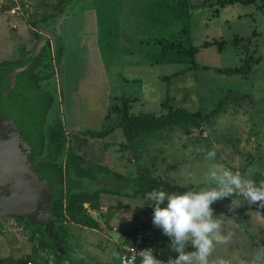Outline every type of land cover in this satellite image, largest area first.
<instances>
[{
    "label": "rangeland",
    "instance_id": "374dc122",
    "mask_svg": "<svg viewBox=\"0 0 264 264\" xmlns=\"http://www.w3.org/2000/svg\"><path fill=\"white\" fill-rule=\"evenodd\" d=\"M263 2L0 0V63L17 61L22 53L31 51L38 41L34 35L37 28L32 23L39 21L43 15L53 16L48 31H56L60 36L63 55L59 65H62V73L61 84H58L57 75L53 73V69L56 70L53 61V68L44 73L45 82L41 80V84L46 83L55 96L43 122V129L47 132L56 119L61 121L66 150L70 149L80 156L83 159L80 167L92 175L81 180L84 189L89 192L100 190L99 209L87 208L96 224L95 228L81 227L71 222L65 224L68 230L67 259L56 260L58 258L51 250L40 249L38 234L31 236L30 231L22 227V222L10 217L0 220V259L21 258L34 264L47 261L53 264H119L120 243L125 235L135 227H145L153 215V207L148 206L150 200L132 195L137 170L142 167L147 168L152 176L173 184L181 183V176L193 178L189 183L182 184L192 188L195 185L189 184H201L211 164L220 165V171L231 169L233 172L248 173L257 182L264 180ZM15 7L19 11L11 14L10 10ZM63 15L67 17L58 25ZM84 34L86 47L91 49L90 54L93 55L86 54L82 68L87 77L86 81L79 84L78 77H75L78 72L73 52H79L76 40ZM234 39L238 42L235 43ZM169 41H179L182 46L198 48L195 61L212 67L195 71V87L201 98L200 103L204 102V105L199 106L200 111H210L226 97L224 112L214 117L210 125L193 127L191 134L174 129L143 136L135 149L128 148L131 146L125 142L119 129L99 139L82 135L76 128L83 129L86 122H79L78 115V121L74 122V112L70 111L79 104L76 111L80 117L84 115L86 109L82 108L86 107V90L93 93V105L99 109L100 117L103 114L106 116L101 125L93 130H105L117 123L113 106L120 107L123 98H142L141 82L145 80L150 91L155 75L162 79L180 73L189 66L186 61L167 62L174 53L166 45ZM205 41L224 44L221 50H218V43L208 49L199 47ZM131 54L132 57L129 56ZM250 60L252 64L247 75H227L214 70L239 68ZM152 61L161 63L155 67L152 65L148 73L125 69L130 63L144 65ZM202 79L205 84L203 87L207 89L203 92L198 89ZM77 83L79 93L73 99L70 95L71 85ZM163 85L165 87L164 82ZM243 96L246 98H239ZM236 98L240 100L233 101ZM137 103V106L133 105V113L159 114L161 110L159 103L154 105L152 111L141 106L143 101ZM97 118L98 114L94 112L92 119L97 121ZM190 148L192 151L189 154ZM212 150L216 152L215 159L206 160V152ZM71 176L76 179L72 171ZM253 220H256V215H253ZM255 226L256 229H250L256 230L254 236L258 237L259 223ZM148 230L168 252L178 254L170 249V239L163 235L161 229L153 225L152 230ZM186 251L194 249L189 246ZM215 255L219 256L217 249Z\"/></svg>",
    "mask_w": 264,
    "mask_h": 264
},
{
    "label": "trees",
    "instance_id": "16d2710c",
    "mask_svg": "<svg viewBox=\"0 0 264 264\" xmlns=\"http://www.w3.org/2000/svg\"><path fill=\"white\" fill-rule=\"evenodd\" d=\"M254 0H219L221 4H232V3H240V4H249ZM264 7V2L262 4ZM52 15H43L39 18V21H34L32 25L37 28V32H34V35L36 38L39 39V32L41 30H48L47 27L50 26L49 23H51ZM50 19V22L48 20ZM39 28V29H38ZM39 31V32H38ZM53 33V32H52ZM55 35V34H54ZM60 36L55 35L54 36V57L51 56L52 51V44L49 43L47 40L45 42V45L42 47V51L44 52V57L48 61L46 64L53 68V61L56 65H59L62 55H63V49L61 47V43H59ZM234 42L237 43L238 40L234 39ZM218 43V50H221L224 42L219 41H205L203 42L199 47L201 48H208L212 45H215ZM168 49L173 50L174 53H172L168 57V61L174 62V61H186L189 66L182 72H176L172 75L164 76L162 77L161 81L164 82L165 87V94L163 99L159 102L160 112L159 114H156L155 112L150 113H144V114H133L130 111V103L133 101L129 98H123L120 103V107L113 106L112 111L115 112V118L117 123L115 125H112L105 130H85L81 132L82 135L89 136L91 138H104L109 133H112L115 129H119L125 142L130 145L128 148H132V145L134 144V141L136 139H141L143 136H148L150 134H155L156 132H159L160 130H169L172 131L174 129H180L185 134H191L192 128H197L200 126V124H206L210 125L212 122V119L214 117H217L222 111H223V104L226 101L224 98V101L221 100L217 103V105L211 109L208 112H202V111H195L190 112L189 110L181 107H175L171 103V97H170V80L171 78L183 74L187 70H196L198 68L200 69H212V67L206 66V65H198L195 61V55L198 52V48L194 47L192 45L185 47L182 46L179 41H169L167 43ZM24 53L21 54V56L17 59V61L13 62H1L0 63V70L6 69L10 67L13 64H19L21 62V57ZM41 60L35 61L34 66H31L30 69L36 70L39 72L42 71L44 68L43 65H41ZM245 61V64H243L239 68L235 69H214L218 73H225L227 75H247L250 71L251 63ZM158 63H161L159 61H152L150 62V65H157ZM24 74H28V76L34 80L36 89L40 92H43L48 97V104L45 113L43 114L42 121H41V135H42V146L41 151L33 157L32 163L34 165L41 163L37 161H42L45 164H50L53 166H56L58 169L61 178L63 177V172L68 173V177L71 179V181L76 184L78 182V187L71 188L69 190H65L60 198L51 203L50 205V214L51 218L55 224L56 233L58 235V238L61 242V248L59 250L54 249L51 243L48 241L47 236L44 233V230L42 227L39 226H33L31 225L25 218L18 217V218H12L14 220H17L19 222H22V227L24 229H28L31 233V236L38 234V246L42 250L49 249L53 253H55L56 257L58 259H67L69 254V249L67 247L66 242V236L68 233V230L65 226L67 222L74 223L81 227H88V228H95L96 224L93 222L92 218L89 215V212L87 211V208L90 210H97L99 209V191H93L89 192L84 189L83 181H81L85 177H92V175L86 171V169L80 167V163L83 161V159L74 154L70 149L66 150V140H65V133L63 131L61 121L59 119H56L54 123L48 128V131L45 132L43 129V122L47 116V114L50 112L53 101L55 99V96L52 95L49 86L46 85V83L41 84L40 86L37 85L38 79L33 78L29 75L28 72H24ZM42 80L45 82V80L42 78ZM47 88V89H45ZM239 98H246V96L239 97ZM239 98H236L233 101L240 100ZM227 99V98H226ZM106 118V116H105ZM200 128V127H199ZM135 149V148H134ZM46 151V153H45ZM64 164L65 169H61L62 165ZM72 174L76 177L74 179ZM138 176L135 179L134 185L135 190L132 195H139L142 198H146V193L154 190V189H164L169 192H181L187 191L191 188H184L180 187L176 184H173L169 180H165L160 177L152 176L148 169L145 167H142L137 170ZM260 177V175L258 176ZM256 178V177H255ZM258 180V179H257ZM222 201L215 202L212 207L216 211H223L221 204ZM84 204H87V207H84ZM163 206V205H162ZM153 217V215H152ZM152 217L149 221V224L145 226L147 229H151L153 227L152 223ZM132 231V230H131ZM131 231L128 232L125 235V240H128L129 235L131 234ZM165 255H171V252H166ZM171 257V256H169ZM178 257V254H175L172 258ZM0 264H28V261H25L24 259H0Z\"/></svg>",
    "mask_w": 264,
    "mask_h": 264
},
{
    "label": "water",
    "instance_id": "95a60500",
    "mask_svg": "<svg viewBox=\"0 0 264 264\" xmlns=\"http://www.w3.org/2000/svg\"><path fill=\"white\" fill-rule=\"evenodd\" d=\"M39 34L32 53L36 55L49 37L54 57V33L41 30ZM21 60L20 64L0 70V220L25 218L31 225L42 227L53 248L59 250L61 242L50 205L64 190L78 187V182L74 184L65 173L64 185L56 166L32 163L33 157L41 151V121L48 97L24 74L25 57ZM58 67V84H61Z\"/></svg>",
    "mask_w": 264,
    "mask_h": 264
},
{
    "label": "clouds",
    "instance_id": "9594fccd",
    "mask_svg": "<svg viewBox=\"0 0 264 264\" xmlns=\"http://www.w3.org/2000/svg\"><path fill=\"white\" fill-rule=\"evenodd\" d=\"M191 151L190 148L188 153ZM215 157V150L205 154L209 161ZM220 168L217 164L209 165L202 183L189 184L195 187L183 193L164 189L146 193V199L151 201L148 206L153 207V225L162 230L163 235L170 239V249L178 253L176 258L169 257L167 264H235L231 257L215 255L217 245L228 244L232 239L234 233L229 225H234L235 216L229 218L220 214L217 217L212 205L230 197L231 203L227 207L232 213L242 207L240 198L249 206L259 202V207L264 208V180L257 182L248 173L231 169L220 171ZM189 246L194 251H186ZM137 257L140 264H165L148 248L139 252L134 249L127 264H136ZM247 264H264V246L250 253Z\"/></svg>",
    "mask_w": 264,
    "mask_h": 264
},
{
    "label": "crops",
    "instance_id": "0c3cea01",
    "mask_svg": "<svg viewBox=\"0 0 264 264\" xmlns=\"http://www.w3.org/2000/svg\"><path fill=\"white\" fill-rule=\"evenodd\" d=\"M69 12H71V11H69ZM81 39H83V40H81ZM76 41H77L76 43L79 47V52H73V53H75L74 58H76L75 59V65H76L75 68L77 69V72H78V75L75 77H78L77 82L80 84V83L86 81V77H87V74L85 73V69L82 68V64H84L86 62V54L87 53L89 55H93V54H90L91 49L89 50V47H86L87 42H86V35L85 34L82 36V38L77 39ZM208 48H210V47H208ZM208 48H206V49H208ZM197 53H196V55H197ZM129 56L132 57L133 55L131 54ZM196 63L198 65H203L197 61H196ZM151 66L152 65H150V64L135 65V64L130 63V64H128L127 67H125V69H128V70L135 69V70H138L139 72H143V73L147 72L148 73L147 70H149V68H151ZM197 70L198 69L187 70L183 74H179V75L171 78V80H170V97H171V102H172V104L173 103L175 104L174 105L175 107H181V108H185V109L189 110L190 112H195V111H200V108H199L200 104L204 105V102L200 103L201 98L199 97V95L197 93L198 90L195 87V84H196L195 71H197ZM122 78H125V77H123V75H122ZM159 78H160L159 75H155L154 79L151 81V87H152L151 90L152 91L151 90L148 91V83L145 80H144L145 82L143 80H141V81H143V83L141 82L143 95H142V98H140V99L139 98H137V99L133 98V101L130 103V111L131 112L133 109V105L137 106L136 104H138L137 101H139V100L143 101V104L142 105L140 104L142 107L148 108L149 111H152L154 105L159 103L163 99V97H164V85H163V82L161 81V79H159ZM132 80H133V78H132ZM203 80L204 79H202L200 81V83H202V85L198 88L202 92L207 91V89H204V87H203L205 85ZM78 83L71 85L72 91H70L71 92L70 95L73 96V99L75 98V95L79 93V91L77 89L78 85H79ZM85 93H86V97H85L86 107L82 108L84 110L86 109V112L84 113V115H82V117H80L79 113H77V111H76V109H78L79 104L77 105V107L75 109H71L72 111H70V113L74 112V118H73L74 122L78 121V118H80L79 122H82V121H83L82 123L86 122V126L82 125L83 129L75 127L77 130H79L81 132H83L85 129L86 130L87 129L93 130V128H96L97 126L101 125L102 119L105 117L104 114L101 115V117H100L99 109H95V107L93 105V102L95 101V99L92 96L93 93L91 91H88V90H86ZM89 100L92 102L88 103ZM84 104H85V102H84ZM94 112H97V114H98L97 121H94L92 119ZM222 112H224V111H222ZM144 113H150V112H143V113H139V114H144ZM133 114L137 115L138 113H133ZM77 115H78V118H77ZM93 122H95V123H93ZM95 130H97V129H95ZM138 141H139V139H136L134 141L132 148L137 147ZM262 164H264V163H262ZM263 176H264V174H262V177ZM180 179H182L181 183L178 182L175 184L180 186V187H185L186 185L183 186L182 184L189 183L190 179H193V178L181 176V178H179V180ZM195 180H196V177H195ZM187 188H192V187L188 186ZM240 199H241L242 207L237 209L235 213L229 212V209L227 207L231 203L230 197L225 198L223 200V202L221 204L223 211H216V213H215L217 216H219L220 214H225L229 218H232L233 216H235L234 225H229L230 230H232L234 233L232 236V239L230 240V242L228 244L217 245L216 249L218 250L219 256L231 257V258H233L235 264H247V262L250 258V253L254 250V248L256 249L260 246H264V224H263L264 223V210L259 209L258 208L259 206L257 205V203L249 206L247 201H244L242 198H240ZM253 215H256V220H253ZM256 223H259V232L260 233H259L258 237L254 236L256 233V230L252 231L250 229L252 227L254 229H256V226H255ZM254 238H257V239L255 240Z\"/></svg>",
    "mask_w": 264,
    "mask_h": 264
},
{
    "label": "built area",
    "instance_id": "2783aa9c",
    "mask_svg": "<svg viewBox=\"0 0 264 264\" xmlns=\"http://www.w3.org/2000/svg\"><path fill=\"white\" fill-rule=\"evenodd\" d=\"M19 11L18 7H15V9H11L10 13L14 14L15 12ZM19 14V13H17ZM84 207H87V204H84ZM152 249L154 251L155 257L157 259L163 260L165 264H167V260L169 256L173 257L174 254L171 255H165L167 252V248L162 246L157 239L152 236V231H149L145 227H135L132 229L131 234L129 235L128 240L123 239V241L120 243V249H119V264H127L128 260L131 259L134 249L136 252H139L143 249ZM28 264H34L31 262H28ZM41 264H53L50 261H47L45 263ZM136 264H140L139 257H137Z\"/></svg>",
    "mask_w": 264,
    "mask_h": 264
},
{
    "label": "flooded vegetation",
    "instance_id": "af4514ba",
    "mask_svg": "<svg viewBox=\"0 0 264 264\" xmlns=\"http://www.w3.org/2000/svg\"><path fill=\"white\" fill-rule=\"evenodd\" d=\"M50 27H47V29H49ZM45 31H47V32H50L51 31V29H50V31H48V30H45ZM37 32V31H36ZM54 33L55 35H58V33L57 32H55V31H51L50 33ZM47 41L49 42V43H51V40H50V38L48 37L47 38ZM45 45V44H44ZM43 45V46H44ZM34 49V48H33ZM33 49L31 50V51H26L24 54H23V56L25 57V62H24V67H25V70H24V72H28L29 73V75L31 76V77H33V78H35L36 77V79H38V81H37V85H41V80H42V78H43V76H45V72L50 68L46 63L48 62L47 60H46V58L44 57V52L42 51V48L40 49V51L36 54V55H34L32 52H33ZM51 56L53 57V54H52V51H51ZM20 57V56H19ZM39 60H41L42 62H41V65H43L44 66V68L42 69V71L41 72H39V74H38V71H37V69L35 70H32V69H30V67L31 66H34V62L35 61H39ZM22 61V60H21ZM21 63V62H20ZM19 63V64H20ZM56 66L57 65H55V68H56ZM59 66V68H60V71H61V66L62 65H58ZM35 67V66H34ZM53 73H54V75L56 76L57 75V80H59V77H58V72H57V69L55 70V69H53ZM61 73H62V71H61ZM59 82V81H58ZM45 89H47V88H45ZM37 162H41V163H43L41 160L40 161H37ZM61 169L63 170V169H65V166H64V164L62 165V167H61ZM62 182L64 183V185L66 184V182H65V174H64V172H63V177H62ZM65 191V190H64ZM63 191V192H64ZM3 219V218H2Z\"/></svg>",
    "mask_w": 264,
    "mask_h": 264
}]
</instances>
